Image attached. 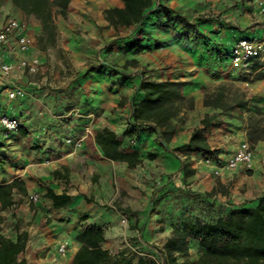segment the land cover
<instances>
[{
  "label": "crops",
  "instance_id": "obj_1",
  "mask_svg": "<svg viewBox=\"0 0 264 264\" xmlns=\"http://www.w3.org/2000/svg\"><path fill=\"white\" fill-rule=\"evenodd\" d=\"M162 1L177 5V0ZM123 5L122 0H71L65 17H55L56 44L42 49L37 44L39 18L25 15L11 0H0V26L9 17L26 21L33 47L25 55L41 62L39 72L17 69L11 76L27 83L32 97L9 99L0 92V114L22 121L11 137L0 136V184L15 178L25 184L24 189L13 188L10 207H0V241H15L20 232L27 233L23 251L3 253L9 260L71 264L81 245L76 235L87 226L103 229L101 246L110 252L150 255L172 226L185 220L212 221L231 208L253 206L264 195V140L254 144L249 165H227L245 136L236 122L218 114L219 109L203 104L208 82L196 63L208 57L200 39L175 38L166 27L150 22L108 25L104 9ZM56 49L62 57L56 56ZM127 60L147 68L151 79L182 82L179 92L193 97L194 106L180 121L173 120L176 128L169 140L158 128L133 122V104L143 93L137 87V66H123ZM188 63L196 69L183 71L175 65ZM205 113H215L211 123L217 122L203 129L209 151L189 143ZM103 127L116 133L122 151L136 150L141 162L129 167L104 156L94 138ZM184 163L191 173L185 174ZM49 188L65 192L69 203L55 206L44 195ZM60 242L65 244L64 255L57 249ZM188 246L189 258H197L198 241L190 239Z\"/></svg>",
  "mask_w": 264,
  "mask_h": 264
},
{
  "label": "trees",
  "instance_id": "obj_2",
  "mask_svg": "<svg viewBox=\"0 0 264 264\" xmlns=\"http://www.w3.org/2000/svg\"><path fill=\"white\" fill-rule=\"evenodd\" d=\"M11 1L25 15L33 14L39 18L41 33L37 37L38 46L42 49L54 46L58 35L55 16L65 17L71 0ZM122 1L124 3L122 7H109L103 11L108 25L115 28L141 23L146 14L154 7V0ZM163 8L162 12L165 17H168L167 21L173 23V14H176L179 25H182L166 26L175 38H188L192 35V37L200 39L195 33V26H191L185 16L168 7ZM224 24L229 28L235 27L228 22H224ZM201 43L200 39V45ZM228 43L217 46L215 53L224 58L228 53ZM129 64L136 65L137 62L127 60L123 66ZM180 84H182L180 81L144 78L139 74L137 87L142 91L143 97L138 103L133 104V122L138 125H152L160 130L164 140H169L176 128V123L173 120L180 121L182 113L194 106L193 97H186L179 92ZM203 104L214 109L227 110L234 105L244 106L246 101L235 95L226 96L222 87L218 86L217 91L204 93ZM212 117V114L205 113L200 119V126L194 127L191 131L189 143L198 150L209 151V144L203 129L208 125L217 124V122L211 123ZM22 133L26 132L22 130ZM94 138L104 156L110 157L112 160L127 162L129 167L141 162L136 150H121V141L112 129L108 127L98 129ZM249 140L253 147L259 138L249 137ZM183 169L185 174L193 171L187 163L183 164ZM15 185L22 189L25 188L24 182L18 178L0 184L1 209L10 207L14 203L12 191ZM44 195L51 198L55 206L66 205L70 201V196L65 192L55 193L51 188ZM76 238L81 242V245L75 252L71 264H157L152 258L146 256L135 257L128 255L125 250L113 253L102 248L101 242L104 240L102 228L87 226L76 235ZM26 239L25 231L20 232L15 241L2 238L0 241V264H3L4 261L7 264H25L24 260L18 263L9 260L3 256V253L23 251ZM190 239L197 240L200 246L198 257L195 259L189 258L188 242ZM159 252L164 264H264V195L257 200L255 205L231 208L212 221L185 220L180 226H172V230L159 248Z\"/></svg>",
  "mask_w": 264,
  "mask_h": 264
},
{
  "label": "rangeland",
  "instance_id": "obj_3",
  "mask_svg": "<svg viewBox=\"0 0 264 264\" xmlns=\"http://www.w3.org/2000/svg\"><path fill=\"white\" fill-rule=\"evenodd\" d=\"M176 2V7H171L168 2L154 0L153 9L146 14L141 23L134 26H147L149 22L154 26H182L179 25L176 14H173V23L167 21L168 17H165L162 12L163 7L176 10V13L185 16L187 22H190L191 26H195V33L202 40L201 47L206 51L205 55L208 57L205 63H196L199 65L197 71L201 78L208 82V85L203 88V97L205 92H215L217 87L221 86L226 96L235 95L245 100L244 106L234 105L227 110L217 108L220 110L218 114H223L225 119L236 122L242 128L245 141L250 146L249 137L264 140V61L255 58L245 66L236 67L231 64L230 55L227 54L223 58L215 53L217 46H223L233 39L248 36L259 30L260 25L264 23V13H260L258 8L260 3H264V0H177ZM149 14H152L150 21H148ZM224 22L235 27H226ZM153 44L155 45L156 42ZM188 46L189 49H194L191 45ZM179 47L184 48L183 44H179ZM195 49L199 50L200 48L195 47ZM55 53L57 57L63 56L59 49H56ZM135 62L137 64L133 66H137L134 71L137 72L136 78L138 79L139 74L144 78H149L150 74H147V68L139 66L138 61ZM114 65L119 66L118 64ZM175 65L183 71L196 69V66L193 67L190 63ZM212 116H215V113H212ZM18 129L7 131L0 124V136L2 135L5 139L9 138ZM194 251L192 247V252Z\"/></svg>",
  "mask_w": 264,
  "mask_h": 264
},
{
  "label": "built area",
  "instance_id": "obj_4",
  "mask_svg": "<svg viewBox=\"0 0 264 264\" xmlns=\"http://www.w3.org/2000/svg\"><path fill=\"white\" fill-rule=\"evenodd\" d=\"M258 11L264 13V3H260ZM32 47L33 36L29 32L26 21L9 17L2 23L0 26V92L4 91L9 99L33 96L27 83L17 82L11 77L13 71L17 69L27 73H36L40 70L39 58L25 55ZM227 54L231 57V64L236 67L245 66L255 58L264 61V23L256 32L231 40L228 43ZM0 124L7 131H14L22 125V121L17 117L1 115ZM253 154V148L243 140L227 160V165L229 167L240 164L249 165ZM121 221L126 223L124 216L121 217ZM128 246L133 249L132 246ZM57 249L61 255L65 254L64 243L60 242ZM137 253L152 258L157 264H164L159 248L154 249L153 254L150 255L144 252Z\"/></svg>",
  "mask_w": 264,
  "mask_h": 264
}]
</instances>
